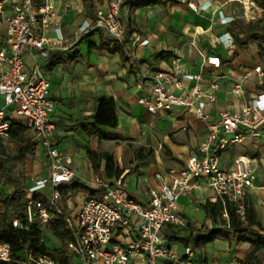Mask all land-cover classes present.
I'll list each match as a JSON object with an SVG mask.
<instances>
[{
	"label": "crops",
	"instance_id": "1",
	"mask_svg": "<svg viewBox=\"0 0 264 264\" xmlns=\"http://www.w3.org/2000/svg\"><path fill=\"white\" fill-rule=\"evenodd\" d=\"M34 1L40 4L44 0ZM111 1L52 0L55 10L52 24L60 25L62 39H59L53 28H48L43 36L49 40L50 57L42 58L34 49H28L24 54L28 70L37 63L49 77L54 101L52 119L56 126L55 135L60 150L70 158V167L75 173L70 196L64 199L66 210L73 215L79 210L84 196L93 191V179L106 177L105 161L100 162L99 174L96 175L88 153L112 154L118 168L123 170L120 177L123 178L126 189L143 205L148 204L149 191L152 188H159L162 183H170L172 170L177 174L190 157L199 155V144L207 136L206 125L183 107L176 106L168 112L161 111L156 114L147 112L137 104L138 97L144 94L135 87L137 74L151 76L156 70L169 69L178 60L179 66L189 74L198 75L202 72V83H207L210 81L212 69H201L203 57H218L222 63L219 90L215 102L208 107L212 122L219 120L225 112L239 111L251 98L264 91V45L247 39L256 31H240L251 27L236 24L238 17L243 15L240 4L226 3V0H207L211 2V8L201 15L176 0H140L131 8L129 14L124 10L120 14V18L127 24L123 45L115 43L101 30H93L85 36L79 35L81 25L85 21L94 20L98 11L105 12ZM168 9L172 10L170 19H155L147 15L153 11L161 16ZM222 17H233L235 21L225 26L221 24ZM159 20L166 26L162 32L159 29ZM237 27L238 34H235L233 28ZM262 27L264 28V23ZM225 33L234 37L232 48H224L217 42V38ZM235 35L240 43L235 41ZM145 39L149 40L150 45L140 48L139 42ZM116 46L123 53V58L120 52L114 50ZM255 67H261L263 76L254 73ZM246 74L250 77L243 83L245 95L237 96L233 89ZM196 83L195 79L184 81L186 89L173 92L187 93ZM100 98L113 101L116 116V127L98 128L102 138L97 131L89 133L84 130L85 126L93 123ZM0 103L2 107L1 97ZM70 118L77 121L79 127L74 128L64 121ZM12 122L22 124L32 131L24 119L14 117ZM120 139H130L135 148H148L153 151L152 155L137 160L136 153H132L128 158L132 164L125 167L122 164L125 147ZM241 155L256 157L258 160L255 186L248 192L246 207L254 209L257 220L264 227V132L258 138H246L240 144L229 146L221 155V167L231 169L234 160ZM42 161L44 165V158ZM40 165L39 173L28 180L26 187L32 184L34 178L42 175L43 165ZM157 173L162 176L161 180L155 177ZM198 184V189L179 197L178 213L185 219L187 226L183 233L176 234L180 238L188 236L191 230L195 235L200 226L215 224L217 227L221 219L213 222L207 216L205 204L218 201L214 200V192L206 187L203 179L198 180ZM2 213L4 212H0ZM223 219L227 220L224 215ZM220 227L231 236L219 237L206 245L207 264H236L230 260L244 259L250 246L233 241L238 235L223 224ZM168 233V229L164 231L165 236ZM174 243L170 245L181 254L180 247L173 246ZM180 244L183 250L184 245Z\"/></svg>",
	"mask_w": 264,
	"mask_h": 264
},
{
	"label": "built area",
	"instance_id": "2",
	"mask_svg": "<svg viewBox=\"0 0 264 264\" xmlns=\"http://www.w3.org/2000/svg\"><path fill=\"white\" fill-rule=\"evenodd\" d=\"M140 0H112L106 11H98L92 21H85L79 35L93 30L106 32L115 43L124 44L127 24L120 18ZM197 14H205L211 8L210 1L176 0ZM241 5L244 18L251 21L264 20V9L255 0H226ZM9 6V7H8ZM10 12V15L6 13ZM55 10L52 0L37 4L34 0H0V138L7 137L14 117L24 119L35 135L37 148L44 158L43 173L25 188V216L14 217L12 227L29 230L31 225L41 227L62 221L70 238L65 242L66 253L79 264H199L192 246H184L182 253L169 244L165 230L176 234L186 230V221L179 215V197L198 189V180L215 194V201L229 203L240 221L247 216L246 198L254 188L256 157L241 155L234 160L231 169L220 165L222 153L246 138H258L264 132V91L251 98L239 111L225 112L212 122L208 112L216 100L221 60L215 56L203 57L201 69H212L210 81L202 83L203 73L191 75L184 71L178 60L167 70L149 74H137L135 87L143 91L137 104L151 114L168 112L173 107H183L204 123L207 136L199 144L198 156H192L175 174L170 172V183L149 191L147 205L139 203L126 189L122 177H96L93 191L88 192L76 214H70L64 206L69 198L75 173L71 160L59 148L56 126L52 119L54 101L50 91L49 77L37 63L28 70L24 54L34 49L42 58L50 57L49 40L43 36L53 28L62 39L60 25L52 24ZM233 17H222L227 26ZM78 40L75 42L77 43ZM219 45L232 48L234 39L230 33L217 38ZM150 45L149 40L139 42L140 48ZM254 73L263 76L261 67ZM246 74L235 85L233 93L244 96L243 83ZM197 81L187 93L175 94L174 90L186 89L184 81ZM159 180L162 176L157 173ZM90 184V185H91ZM194 199L191 200V203ZM199 210V207H197ZM224 217L227 218L226 212ZM227 229L229 227H226ZM44 244V240L39 245ZM45 245V244H44ZM10 244L0 241V264H58L53 255L40 254L34 249H24L20 258L14 259Z\"/></svg>",
	"mask_w": 264,
	"mask_h": 264
},
{
	"label": "trees",
	"instance_id": "3",
	"mask_svg": "<svg viewBox=\"0 0 264 264\" xmlns=\"http://www.w3.org/2000/svg\"><path fill=\"white\" fill-rule=\"evenodd\" d=\"M257 2L264 9V0H258ZM251 30L256 31V33H252L247 37V39L259 41L264 45V28L260 29L258 27L254 28L251 26L243 28L240 31L249 33ZM235 41L240 43V40L236 35ZM114 50L120 52V55L123 58V53L117 46L114 48ZM110 51L112 52V50ZM262 89L264 90V83L262 85ZM102 126L112 128L116 127V116L114 114L113 101L111 99L100 98L98 100V107L93 118V123L85 126L84 130L89 133L97 131L96 133L102 138L103 135L98 130V128ZM27 131L28 129L24 125L19 123H11L7 136L9 141L15 142L19 145V158H22L23 160L27 155H34L37 147L36 142H33L31 139L27 138ZM0 143H2V138H0ZM4 149V146L1 145L0 152H4ZM144 151V148H138L135 158L137 160H143L145 158H149L152 155V152L149 151L147 155L144 156ZM88 157L92 163V167L96 175L99 174L100 162L102 160L105 161L104 172L107 178H118L123 174V170L118 168L112 154L105 153L99 155L88 153ZM0 184L12 186L15 189L14 193L10 197L5 199L0 198V205L4 206L5 209H14L16 215L15 217L21 219L24 218L26 210V186L24 189L20 190L19 182L11 178H8L5 182L0 179ZM205 211L207 216L213 220V222H216L218 218H221L224 227H229L228 230L232 231L235 235H238L237 242L249 244L250 249L247 255L244 257V259L237 260L236 262L238 264H262L259 255L264 254V227L260 221L257 220L255 211L252 207H247V216L245 222L240 221L233 206L227 202L225 205L221 201L213 204L206 203ZM224 212L227 214V220L223 219ZM12 219L6 213V211L0 214V229L3 232L0 241L10 244L14 259L20 258V254H22L24 249H34L37 253L52 255V253L48 251L46 245H39L40 237L42 236L43 232L40 224L31 225L29 230H19L12 227ZM46 228L51 230L52 234L58 237L61 242H66L70 238L68 232H66L64 229L62 221H57L53 224H50L46 226ZM223 235V228L220 227L218 229L210 230L205 236H195L194 231L191 230L188 236L183 238L178 237L174 231L169 230L166 238L169 244L180 242L186 247L195 242L200 247H205L207 244L212 243L219 237H223ZM54 252L57 253V250H54ZM67 256L68 254H66V252L60 253V258H57L58 264H65Z\"/></svg>",
	"mask_w": 264,
	"mask_h": 264
},
{
	"label": "rangeland",
	"instance_id": "4",
	"mask_svg": "<svg viewBox=\"0 0 264 264\" xmlns=\"http://www.w3.org/2000/svg\"><path fill=\"white\" fill-rule=\"evenodd\" d=\"M235 7V6H234ZM172 10L168 9L165 10L164 12L161 13V16L156 13V12H149L147 15L151 18L154 17L155 19H170L172 16ZM146 18H148L146 16ZM159 22H161L159 20ZM158 22V23H159ZM264 23V20L260 19L257 22L256 21H251L242 15L241 17L239 16L236 24L238 25H249V26H258L260 28L262 27V24ZM166 26L161 22L159 24V29L160 32L164 31ZM234 33L238 34V27L233 28ZM233 37V36H232ZM234 39V37H233ZM0 103V107H1ZM72 106H70L69 109H71ZM64 121L69 122V126L72 127H79L77 125V121H74L72 118L70 119H65ZM26 136L28 139H31V141L36 142L35 135L33 131H27ZM121 143L124 144L125 147V154L124 157L122 158V164L123 166L129 167L132 163L129 161L128 158L131 157V154L133 155L136 153L137 148L134 147L133 144H131L130 139H120ZM120 143H117L119 145ZM4 146V152H0V179L5 182L8 178H11L13 180H17L20 184V190L24 189L26 185H28V180L35 174L39 173V165H43V155L42 152L40 151L39 147H36L35 154L34 155H27L25 159L23 160L22 158H19L20 154L18 152L19 150V145L15 142H11L8 140L7 137L2 138V143H0V146ZM37 146V145H36ZM150 149L146 148L145 151L143 152V155H146ZM153 152V151H152ZM163 153V150H162ZM36 165V166H35ZM40 165V166H41ZM12 169V170H11ZM131 170H135V168H130ZM15 189L12 186H7L4 184H0V198L5 199L7 197H10L14 193ZM10 216V218H14L15 215V210L12 208H7L5 209L4 206L0 205V212H5ZM221 222V219H219L217 223V227H215V224L212 226H200V228L197 229L195 236H205L209 233L210 230L212 229H218ZM43 232L42 236L40 237V241L44 240V244L47 246L48 251L52 253V255L57 259L60 258V253L66 252L65 248V242H61V240L54 236L52 234V231L45 228L44 226L41 227ZM224 235L223 237L226 238L230 233L227 232V230L223 229ZM3 232L0 229V238L2 236ZM240 237V236H239ZM237 239H233V241H236ZM173 246H179L180 250L182 251L181 247L182 244L180 243H174ZM193 250L195 251L196 256L198 257L199 264H207V246L206 247H200L198 244L193 242L191 244ZM54 250H57V253L54 252ZM54 252V253H53ZM181 253V252H180ZM67 254V253H66ZM259 258L261 260V263L264 264V254H260ZM237 259L230 260L232 262H236ZM65 264H79L76 259H74L71 256L66 257V263ZM158 264H163L161 261H158Z\"/></svg>",
	"mask_w": 264,
	"mask_h": 264
}]
</instances>
